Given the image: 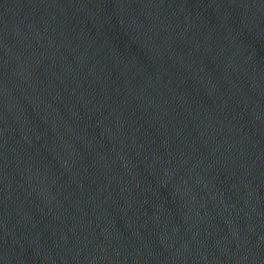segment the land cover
Listing matches in <instances>:
<instances>
[{
	"label": "water",
	"instance_id": "95a60500",
	"mask_svg": "<svg viewBox=\"0 0 264 264\" xmlns=\"http://www.w3.org/2000/svg\"><path fill=\"white\" fill-rule=\"evenodd\" d=\"M0 264H264V0H0Z\"/></svg>",
	"mask_w": 264,
	"mask_h": 264
}]
</instances>
